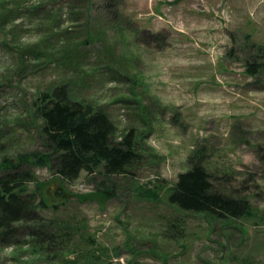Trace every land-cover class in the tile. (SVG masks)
Listing matches in <instances>:
<instances>
[{"label":"rangeland","instance_id":"obj_1","mask_svg":"<svg viewBox=\"0 0 264 264\" xmlns=\"http://www.w3.org/2000/svg\"><path fill=\"white\" fill-rule=\"evenodd\" d=\"M264 0H0V165L53 155L35 115L67 85L102 109L133 175L33 168L51 209L0 233V264H264ZM201 151L216 191L250 217L184 212L167 190ZM30 169L24 166L23 170ZM31 170V169H30ZM2 171L0 170V176ZM159 191V200L142 189ZM42 193H41V192Z\"/></svg>","mask_w":264,"mask_h":264},{"label":"trees","instance_id":"obj_2","mask_svg":"<svg viewBox=\"0 0 264 264\" xmlns=\"http://www.w3.org/2000/svg\"><path fill=\"white\" fill-rule=\"evenodd\" d=\"M252 47L264 57L263 47L255 44ZM263 66L249 65L247 72L253 75ZM35 105V115L42 122L41 133L51 144L53 155L33 153L15 160L3 159L0 165V233L3 235L22 222H38L41 210L57 207L51 206L43 195L39 198L42 185L38 184L33 168H49L63 184H71L82 172L94 175L100 168L106 178L133 175V167L141 160L134 130L121 141H114L116 128L108 114L73 101L67 85L40 93ZM203 162L201 151L190 157V169L179 174L174 186L167 190V202L184 212L218 219L250 217V206L245 200L225 197L215 190ZM24 166L31 170H23ZM33 184L38 190L31 191ZM142 193L159 200L156 188L142 189Z\"/></svg>","mask_w":264,"mask_h":264}]
</instances>
